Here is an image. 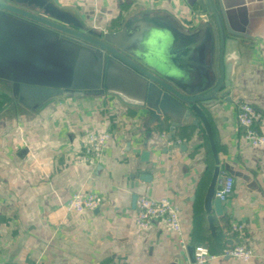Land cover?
<instances>
[{
	"label": "crops",
	"instance_id": "1",
	"mask_svg": "<svg viewBox=\"0 0 264 264\" xmlns=\"http://www.w3.org/2000/svg\"><path fill=\"white\" fill-rule=\"evenodd\" d=\"M37 1L82 32L136 29L134 49L144 60L131 57L185 95L204 94L225 66L231 86L198 104L207 131L193 112L173 126L170 116L150 118L142 102L111 89H64L28 106L14 81L0 77V264H193L196 244L215 255L208 264H264V145L247 144L235 116L244 100L264 128V0H212L225 36L221 59L215 18L193 0ZM29 3L17 4L49 17ZM0 33L13 38L5 28ZM90 132L108 134L96 164L79 160ZM216 166L234 187L221 216L212 200L210 230L204 203ZM76 191L96 193L102 204L67 212L63 205ZM140 196L170 199L181 235L162 221L138 229ZM236 244L254 257L220 255Z\"/></svg>",
	"mask_w": 264,
	"mask_h": 264
},
{
	"label": "water",
	"instance_id": "2",
	"mask_svg": "<svg viewBox=\"0 0 264 264\" xmlns=\"http://www.w3.org/2000/svg\"><path fill=\"white\" fill-rule=\"evenodd\" d=\"M9 1L0 0V29L8 30L13 38L4 40L0 33V50L9 42L10 45H18L20 48H18L19 51L13 50L12 53L7 51L0 55V77L6 76L14 81L19 96L28 106L42 103L59 95L64 89L86 91L111 89L142 102L150 118L156 119L161 115L170 116L174 119L173 126L193 112L204 123L208 131L206 118L198 104L214 101L220 91L221 95L227 94L231 86L230 67L225 66L221 68L218 76L213 77L204 94L185 95L131 57L132 55L144 60V56L134 49V42L137 39L136 29L124 28L102 34L92 30L82 32L60 24L59 13L51 10L49 5L42 2L29 0V5L42 9L50 18L19 6L17 4L19 0ZM193 1L202 11H205L208 6L215 18L219 39L218 58L221 59L225 36L212 0ZM9 14L26 18L28 21L20 20ZM29 21L61 32L68 36L69 41H62L50 30L29 23ZM38 43L39 46L46 44L47 47L53 45L60 48L61 52L54 53V55L62 59L67 58L64 60L65 64L52 68L42 65L43 69L38 68L41 63H33L36 60V52L40 51ZM28 47H32V51ZM37 59H40V55ZM53 65L56 66V64ZM82 65L85 67L84 70L80 68ZM223 88L225 89L222 90ZM226 169L229 172L232 171L228 166ZM219 174L220 167L216 166L205 196L204 208L209 214L207 221L210 230H214V216L210 215L213 199L216 216L222 215L221 201L214 198V189L220 180Z\"/></svg>",
	"mask_w": 264,
	"mask_h": 264
},
{
	"label": "built area",
	"instance_id": "3",
	"mask_svg": "<svg viewBox=\"0 0 264 264\" xmlns=\"http://www.w3.org/2000/svg\"><path fill=\"white\" fill-rule=\"evenodd\" d=\"M236 126L245 142L251 146L264 145V128L257 126L258 112L256 108L244 101L236 102ZM108 134L106 132H90L85 136L83 155L80 161L96 164L102 157ZM219 182L214 189V197L221 202L225 201L233 192V177L222 172ZM102 198L92 192L76 191L67 199L63 207L67 212L82 214L87 210L98 208ZM136 216L134 224L138 229L149 227L155 222L162 221L170 232L181 235L179 209L167 197L153 198L148 196L137 197L134 204ZM233 232L239 233L240 226H233ZM220 255L233 259L250 261L254 253L242 244L224 247ZM215 257L207 246L196 244L193 246V264H208ZM129 264V263H125Z\"/></svg>",
	"mask_w": 264,
	"mask_h": 264
},
{
	"label": "rangeland",
	"instance_id": "4",
	"mask_svg": "<svg viewBox=\"0 0 264 264\" xmlns=\"http://www.w3.org/2000/svg\"><path fill=\"white\" fill-rule=\"evenodd\" d=\"M9 1V0H8ZM11 2V1H9ZM10 43V42H9ZM9 43L5 44L6 46L1 48L2 50H0V55L2 53H5L7 51H10V53H12V51L14 50H18V48H20V46L18 45H10ZM38 46H39V43H38ZM17 47V48H16ZM52 47V48H51ZM16 48V49H14ZM30 49V51H32V47H28ZM40 51L39 53L36 52V60L33 61L34 64L36 63H41V65L38 67L40 69H43V66H47L48 68H52V67H58L60 65H64V60H66L67 58L65 59H62V57H56L54 55V53H58V52H61V49L58 48V47H54L53 45L50 46V47H47L46 44H42L39 46L38 48ZM40 55V59L38 60L37 59V56ZM105 56V55H104ZM2 57V56H1ZM61 59V60H60ZM53 64H56V66H54ZM83 65L85 66V64L83 63ZM80 66V68H82L83 70L85 69L84 66ZM36 67V66H35Z\"/></svg>",
	"mask_w": 264,
	"mask_h": 264
}]
</instances>
